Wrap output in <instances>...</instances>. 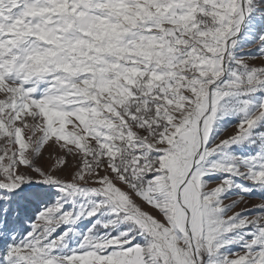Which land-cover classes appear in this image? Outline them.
Listing matches in <instances>:
<instances>
[{"label": "snow or ice", "instance_id": "1", "mask_svg": "<svg viewBox=\"0 0 264 264\" xmlns=\"http://www.w3.org/2000/svg\"><path fill=\"white\" fill-rule=\"evenodd\" d=\"M0 264H264V0H0Z\"/></svg>", "mask_w": 264, "mask_h": 264}, {"label": "rangeland", "instance_id": "2", "mask_svg": "<svg viewBox=\"0 0 264 264\" xmlns=\"http://www.w3.org/2000/svg\"><path fill=\"white\" fill-rule=\"evenodd\" d=\"M259 201H258V199H252L251 201H250V204H255V203H258ZM244 206L243 205H241V208H243ZM237 210H240V209H237Z\"/></svg>", "mask_w": 264, "mask_h": 264}]
</instances>
